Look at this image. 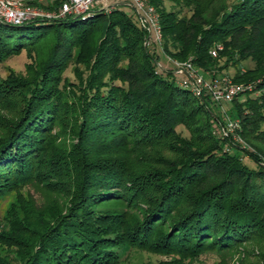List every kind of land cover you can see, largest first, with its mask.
I'll use <instances>...</instances> for the list:
<instances>
[{"label": "trees", "instance_id": "1", "mask_svg": "<svg viewBox=\"0 0 264 264\" xmlns=\"http://www.w3.org/2000/svg\"><path fill=\"white\" fill-rule=\"evenodd\" d=\"M64 1L29 4L49 11ZM146 1L159 16L163 53L176 62L217 71L209 51L219 42L231 49L228 62L251 58L254 68L232 81L252 84L255 96L224 112L239 121L248 149L222 135L224 114L208 95H194L173 68L158 67L160 58L143 48L146 31L122 6L109 14L95 8L88 18L0 23L1 63L52 39L47 59L28 76L0 80L7 114L0 115V198L35 181L38 160L55 148L52 132L69 113L74 137L68 150L55 152V162L45 159L69 203L43 223L26 213L23 229L12 223L8 239L17 252L0 264H116L118 247L143 242L192 261L264 235V53L256 56L264 43V0ZM75 52L86 76L73 96L60 77ZM180 125L189 141L175 135ZM128 150L140 157L136 167L124 156ZM127 199L147 206L143 221L123 222L112 233L116 214L98 208Z\"/></svg>", "mask_w": 264, "mask_h": 264}, {"label": "rangeland", "instance_id": "2", "mask_svg": "<svg viewBox=\"0 0 264 264\" xmlns=\"http://www.w3.org/2000/svg\"><path fill=\"white\" fill-rule=\"evenodd\" d=\"M15 1L22 5L32 7L36 6L38 8H42L38 4L45 6L49 3V0ZM234 1L235 0H227V6L231 5ZM35 2L38 4H29ZM120 5L122 6L121 9L125 12L126 16L132 17L131 19H134L135 12L132 10V8L123 4ZM107 6L110 7L105 10V14L111 13L112 10L110 8L115 6V4L112 5L111 2H109L107 3ZM163 6L165 10H171V5L168 2L164 1ZM58 9L52 8L49 11L57 13ZM98 9L100 10L101 8ZM43 10L46 11L45 9ZM51 42L52 39L47 38L46 40L42 41L40 45H38V47L33 50V52H30L29 50H23L20 56L10 57L7 61L3 63L0 62V80L5 81L6 79H8L10 73L22 77L28 76L31 71L42 64V62H45L48 57L50 46L52 44ZM262 44L264 45V43ZM262 44L258 47V50L256 52V56L260 59L264 53V46ZM143 45L144 49H147L148 52L153 53L158 58H160L159 65L163 69L165 68L171 70L173 68L170 61L172 62L175 60L171 59L168 55L163 53L161 46L157 47L156 45L152 44L147 46L146 42H144ZM210 51H214L216 57L212 56L210 54ZM210 51V56H212L213 59L218 60L216 64L217 71L204 73V71L194 66L192 63L193 67L199 71V74L205 80H207L208 78L210 79L209 76L213 75L218 81L226 79L227 81L233 83L232 80H235L236 76L242 77L249 69L254 68V63L250 57L242 61H240L239 59H234L228 62L229 60L224 55L227 56V54L231 52V49L229 46L225 47V45L220 42L219 44H215V46ZM168 58L170 59V61L168 60ZM75 59L76 52L73 54V58H71V60L69 61L65 72L61 75L62 77H60V86L62 88L64 87L63 89L65 90L66 94H73V96L78 94L77 89L81 87L80 76H83V78L84 76H86V70L84 69V66L82 64L79 65ZM177 80L181 81L180 78H178ZM116 84L120 85L119 83ZM253 92L254 91L246 93L242 98H240V102L243 103L245 99L254 97L255 92ZM0 115H4V117L5 115L7 116L6 110L3 106H0ZM70 116L71 114L69 113L68 116L64 117V122H62L58 127L56 126L54 128L52 135H54L55 148H53L51 152H48V154L46 153V155L43 153L39 158L40 160H38V170L35 173V181H31L28 179V181L24 185H16L13 192L6 193L0 198V260H3V258L6 257L12 259L16 254L17 250L12 246L14 245L13 242L15 240H12L11 238V240H9L8 238L12 237L10 236V228L12 223L15 224V221H18L20 229H23V227H25L23 226V224H21V222H19L22 220V218L25 217L24 213L28 214L29 218H31L32 221L36 220L43 223L46 217L47 220H50L48 216H50L53 212H63L67 204L69 203L67 198H65L67 188H63L62 186H60L61 184L59 182V179L55 183L57 172H51L50 168H52L51 166H53V164L48 163L47 161H45V159L54 161L51 159H55L56 151H61L62 153V151L69 149V146L71 144L70 142H72V139L74 140V137L70 134L69 129L70 125L68 121L70 120ZM175 135L180 139L182 138L187 141L190 140V135L186 127H184L183 125H180L177 127V129H175ZM72 144H75V141H73ZM124 156H126V159L128 161H133L131 162V165L133 167L137 166L136 163H140V160L136 159L140 157L135 156L134 152L131 153V150L125 151ZM163 157L167 160L171 157V155ZM245 162L247 163L248 161L245 160ZM247 164L249 165V163ZM146 208L147 206L143 203V201L141 203H131L130 200H128L127 202L124 201L122 203H104L98 208V211H104L105 213L113 215L116 214L117 219L113 223H111L113 225L111 231L112 233H114L117 232L113 229L114 226H121L123 222H128L129 220H132L130 224H138L142 222V214L144 215V213L142 212ZM46 213L49 215L44 216V214ZM101 224L105 225L106 223ZM156 226H158V224H156ZM156 226H153L154 229ZM162 231L163 229L157 227L158 234ZM120 233L122 235L123 232ZM126 236H128V234ZM139 241H143V238H140ZM141 244H139V246L130 245L129 247H118L115 250V255L117 256L116 264H263L264 262V235L260 234L256 235L255 240H253L252 242L242 243L241 245L232 247L227 251L221 253L216 251H204L203 254H200L197 259L192 261L189 259L183 260L182 258H179L177 254L165 255L162 252L163 250L159 247L156 248L157 250H154L149 249L148 247Z\"/></svg>", "mask_w": 264, "mask_h": 264}, {"label": "built area", "instance_id": "3", "mask_svg": "<svg viewBox=\"0 0 264 264\" xmlns=\"http://www.w3.org/2000/svg\"><path fill=\"white\" fill-rule=\"evenodd\" d=\"M115 4L111 7H119L120 4L130 6L135 12L137 23L141 30L146 31V45L150 44L161 46L162 36L161 27L159 25V16L146 0H66L56 12L44 11L42 8L32 7L19 4L15 0H0V23L3 25H14L15 27L22 26L24 23L50 22L54 20H63L65 17H84L88 18L95 8H101L104 11L110 7L107 3ZM110 8V9H111ZM214 57L215 52L210 51ZM170 61V59L168 58ZM174 69L176 78H180V84L184 85L194 95L209 96L210 100L219 107L224 114L225 105H230L236 100H240L246 93L253 91V85L233 84L230 81H218L213 78L205 80L190 62H175L170 61ZM160 68L161 66L158 65ZM225 128L222 130L223 136H229L233 143L238 144L243 149H248L243 139L239 136L240 123L238 120L231 121L224 114Z\"/></svg>", "mask_w": 264, "mask_h": 264}]
</instances>
